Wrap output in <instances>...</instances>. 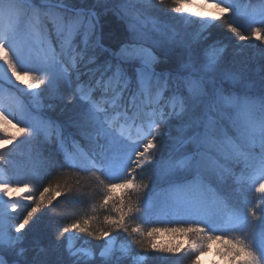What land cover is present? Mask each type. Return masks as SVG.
<instances>
[{"label": "snow or ice", "instance_id": "snow-or-ice-1", "mask_svg": "<svg viewBox=\"0 0 264 264\" xmlns=\"http://www.w3.org/2000/svg\"><path fill=\"white\" fill-rule=\"evenodd\" d=\"M164 2L0 0V126L16 132L0 127V162L20 140L31 165L27 181L0 183V264H135L149 252L198 264L212 241L228 264H264V49L205 35L219 22L264 45V0H201L215 12L173 0V12L198 18L192 35L154 16ZM109 17L125 28L116 49L104 44ZM65 171L103 189L102 225L97 216L42 225L37 214L64 195L59 183L9 196ZM155 210L173 226L142 227ZM161 232L190 243L157 245Z\"/></svg>", "mask_w": 264, "mask_h": 264}, {"label": "trees", "instance_id": "trees-1", "mask_svg": "<svg viewBox=\"0 0 264 264\" xmlns=\"http://www.w3.org/2000/svg\"><path fill=\"white\" fill-rule=\"evenodd\" d=\"M215 23H217L218 26L210 28L206 32V35H209L210 32L209 40L211 41L208 40L209 43H212L216 40H223L224 43L234 47L238 46V49L240 48L242 50H244V48L247 50V48H252L254 46L257 52V54L255 55L257 56L259 55V50L264 49V45H261L259 41L255 40V38L251 39L250 41H239L238 37L234 36L231 33H227L224 30L223 26L219 25V22ZM124 31V26L121 25V23L116 18H107L104 24L105 46L111 47L113 49L118 48L124 38ZM244 34H248L247 31H245ZM154 52L156 55H159V52L155 50ZM57 122H59V120ZM81 177H83L82 182L81 184L77 185L76 180ZM144 179L145 181H147V176H145ZM56 183H59L62 186L64 195L57 197V199L51 206L43 208L41 212L37 214L40 217V223L42 225L51 224L53 225V230L56 231L58 229H62L68 223L74 222L77 219L85 218L86 216H97L99 218L97 221V226L102 225L103 216L110 214V209H101L98 207L99 202L102 198L103 189L100 188L99 185L94 181V178L92 180H89L84 173L76 175L67 171H65L63 174H52L48 179L40 181L39 185L32 190L30 195L38 196L39 192L42 191L44 187H47L49 185L54 186ZM69 186L72 188L71 193H69L68 191ZM123 191V189H115L113 195L115 197H119L121 192ZM145 191L147 192V190ZM149 195L154 196L155 193H150ZM20 211H24L26 213V209H23L18 210V212L14 213L13 215L19 216ZM157 211L158 210L148 213L145 223H143L141 226L144 228L152 226H173L168 223V221L171 220L172 217H158L156 216ZM135 223L136 222H130V224H132L133 226L135 225ZM72 235L75 236V233H73ZM114 235L119 236L123 241L130 242L127 235L123 232L114 233ZM52 238L55 239V236H53ZM80 240L84 241L86 245L88 243L92 245L103 243L102 241H90L88 237L83 235H81ZM154 242L160 246L179 244L181 247L185 242L190 243L187 237L173 236L170 233L165 234L162 232L156 234V236L154 237ZM77 245H79V241H77ZM219 245V242H210L208 244L206 252L216 247L218 248V250H221L223 246L219 248ZM131 250L137 257L143 255L141 250L136 245H131ZM148 257L149 258L147 260L143 261H139V259L137 258L135 260V264H189V260L182 255H165L158 252H149ZM128 264H133V260L131 257L128 258Z\"/></svg>", "mask_w": 264, "mask_h": 264}, {"label": "rangeland", "instance_id": "rangeland-1", "mask_svg": "<svg viewBox=\"0 0 264 264\" xmlns=\"http://www.w3.org/2000/svg\"><path fill=\"white\" fill-rule=\"evenodd\" d=\"M175 6L176 5L173 3V1L165 0L164 4L156 5L154 16L158 18L162 23L167 24L170 27L179 28L181 31L189 35H192V34H195L201 31L200 24L192 22V21L198 20V18L188 15V14L181 16L180 14L173 12L172 9ZM190 8L192 12H196V11L215 12L216 11V9L213 8L211 3H206L203 6H201V0H192ZM206 32L207 30L205 31V35H206ZM236 48H238V46ZM245 50L246 49L244 48L243 51ZM231 51H232V47L229 48V52ZM245 53L257 54L254 46L252 48L251 47L247 48ZM21 78L23 79L25 83L27 82L24 77H21ZM15 87L19 88L20 86H15ZM6 91H8V86L5 84V82L2 79H0V92H6ZM12 95L14 96L15 93L13 92ZM0 127H7V131L9 134L16 135L15 129L9 126H0ZM6 143H7L6 141L3 142L0 148H3L4 144ZM8 148L11 149V152L5 150L3 154L5 155L6 159L9 162L8 163L0 162V183H6L10 179L13 181H27L28 177L31 175V165H30V161L28 158V152H29L28 146L26 144H21L20 140H17L15 142V146L9 145ZM38 185H33L32 190ZM18 192L20 195L22 194L30 195L32 191L30 193H23V189L21 188L18 191L14 192L13 194H17ZM13 214L14 213H11V212L9 213V215H13ZM156 216L165 217V215H163L159 211L156 212ZM188 245L189 243L185 242L184 244H182V247H187ZM221 246L222 245L220 244L219 248ZM218 251H222V249L218 250V248L216 247V248H212L210 251L204 254H201L198 258V263L199 264H228V257L218 256L217 255ZM204 257H207L208 259L204 261L203 260Z\"/></svg>", "mask_w": 264, "mask_h": 264}, {"label": "bare ground", "instance_id": "bare-ground-1", "mask_svg": "<svg viewBox=\"0 0 264 264\" xmlns=\"http://www.w3.org/2000/svg\"><path fill=\"white\" fill-rule=\"evenodd\" d=\"M21 80H23V79L21 78ZM15 86H19V85H15ZM0 146H1V144H0ZM9 196H11V197H13V198H17V197L20 196V194H19V192H18L17 194L9 193ZM5 199H6L5 197H3L2 195H0V204H2V202H3ZM206 259H208V258H207V257H204V258H203L204 261H206Z\"/></svg>", "mask_w": 264, "mask_h": 264}]
</instances>
